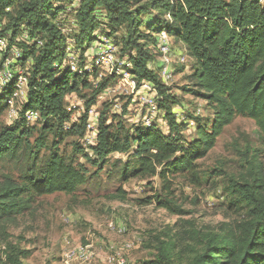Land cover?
<instances>
[{"label": "trees", "instance_id": "obj_1", "mask_svg": "<svg viewBox=\"0 0 264 264\" xmlns=\"http://www.w3.org/2000/svg\"><path fill=\"white\" fill-rule=\"evenodd\" d=\"M64 9L54 0H0V34L19 46L22 63L31 59L20 116L0 127V159L20 164L17 177L0 176V264H23L28 257L29 250L10 239L7 227L30 209L36 196L73 193L87 181L86 168L76 165L74 156L98 171L115 156L123 177L157 176L165 183L169 174H177L197 184L201 180L197 160L236 115L253 120L259 140V147L240 153L242 170L237 178L229 177L235 195L230 206L242 212L241 218L223 222L218 229L166 227L154 232L149 244L154 254L142 264H264V5L258 0H77L71 8L72 43L84 50L98 26L114 35L136 83L146 80L156 87L158 106L169 124L168 133L154 125L128 127L116 114L107 122L109 117L102 112L96 144L87 147L78 141L84 133L85 113L79 122L64 127L70 116L65 95L78 90V81L83 87L91 86L85 77L58 64L69 37L57 20ZM96 12L103 18H97ZM120 29L122 35L117 37ZM161 30L181 42L194 60L186 76L190 86L184 91L202 98L212 109L210 123L198 124L189 142L178 135L181 124L171 109L175 95L161 82L157 68L148 66L153 33ZM110 79L97 83L86 108ZM12 91L10 83L0 92V114ZM30 110L38 112V126L26 122L24 114ZM67 136H76L77 141L66 157L59 145ZM122 154L125 158L119 160ZM110 198L124 200V191L117 188ZM151 200L170 213H186L161 194L140 203Z\"/></svg>", "mask_w": 264, "mask_h": 264}, {"label": "rangeland", "instance_id": "obj_2", "mask_svg": "<svg viewBox=\"0 0 264 264\" xmlns=\"http://www.w3.org/2000/svg\"><path fill=\"white\" fill-rule=\"evenodd\" d=\"M54 2L57 5L63 4L65 8L57 15V20L62 23V30L69 36L65 42L64 56L67 52H72L77 66L92 67L104 40H109L117 47L109 58V62H112L111 69L95 68L91 73H85L82 77L91 86L83 87L78 81V90L65 95V106L70 116L64 127L79 122L86 112L85 101L91 96L93 88L103 78L109 77L111 79L108 85L93 104L96 125L100 114L105 112L109 117L107 122L111 121V115L116 114L128 127L147 126L149 121L150 125H154L161 132L168 133L169 124L162 109L158 106L159 112L153 113L149 105H141L138 97L129 90L131 85L121 81L120 76L115 74L118 68L125 69L124 60L128 59L126 55L120 54V46L115 42L114 35L106 34L103 27L98 26L92 33L93 39L84 44V50L77 48L71 40L75 30L71 8L76 5L77 0L69 1L70 3L68 0ZM95 14L97 18H103L101 12ZM122 32L120 29L116 36L120 37ZM6 38L7 49L1 52V56L8 61L0 62V74L7 71L12 75L6 81L8 85L18 76L27 75L26 69L30 62L27 60L22 63L19 60V46L16 43L9 44V37ZM172 41L174 49L171 48L166 55L172 68V79L168 85L177 101L172 104L171 109L175 113L176 122L181 124L178 135L182 141L189 142L195 137L198 124L210 123L212 109L202 98L184 91V88L190 86L186 76L191 72L194 60L184 46ZM153 45L150 51L152 57L148 62L155 61L151 65L156 68L158 63L161 64V55L153 49ZM75 49L77 51L73 52ZM107 87L110 89L107 90ZM153 88L157 101V90L155 86ZM20 99L15 100L14 104L16 116L9 114L5 107L0 114V127L19 118ZM181 110L183 113L177 116ZM34 124L39 125L37 122ZM82 140L83 136L78 139L83 145ZM74 141H77L76 136L65 137L59 145V151L66 157L71 155ZM248 147H259L258 129L252 119L236 115L222 128L214 146L204 157L197 160L201 174V180L197 184H189L177 174H169L165 183L157 176L123 177L120 174L121 162H115V156L98 171L81 156L76 155L75 164H83L86 168L87 181L73 193L58 191L36 196L30 209L18 215L8 225L7 231L12 241L19 242L21 248L30 252L23 264H142L143 260L154 254L149 246L154 232L166 227L172 231L189 226L200 230L218 229L223 222H234L241 218L242 212L230 206L235 195L230 188L229 177L237 178L242 170L240 153ZM118 158L123 160L125 155ZM19 166L14 161L1 158L0 176L10 173L17 177ZM220 172L222 174L218 175ZM117 188L124 191V200L110 198ZM154 194L169 198L186 213H170L158 207L154 200L140 203Z\"/></svg>", "mask_w": 264, "mask_h": 264}, {"label": "built area", "instance_id": "obj_3", "mask_svg": "<svg viewBox=\"0 0 264 264\" xmlns=\"http://www.w3.org/2000/svg\"><path fill=\"white\" fill-rule=\"evenodd\" d=\"M260 4L264 5V0H258ZM165 18H169V14H165ZM5 35L2 36L0 34V62H5L4 60L8 61V59H3L1 56V52H4L5 49H7V38ZM171 41V42H170ZM171 37L167 34L165 30H161L157 32L154 35V45L153 49L155 48L157 52L161 55L159 58V61L161 64L158 63V70L157 74L164 84L168 85L169 82L172 79V68H171V62H169L168 58L166 57L167 54H169L171 48H173ZM101 50L98 52L99 56L94 59V65H91L92 67H82L77 66V61L74 58V55L72 52L66 54L62 61H60V67L63 68H69L71 71L76 72L78 75L82 76L85 73H91L95 70V68H99L100 70H104L106 68H110V64L112 62H109V58L112 56L111 54L117 47L114 44H111L109 40H104ZM73 50V49H72ZM77 51L76 49L73 51ZM20 55V52H19ZM104 60H107L108 62H103ZM182 60V59H181ZM31 59H28L27 62H30ZM163 61V62H162ZM17 62V61H16ZM155 62V61H151ZM151 62H148L149 67H154L151 65ZM125 69H117L115 70V74L120 76L121 81H126L128 85H131V88L129 87V90L134 94L135 97H138V100L141 105H149V108L153 113H158L159 108L157 105V101L154 98L153 92H154V85L146 80H142L139 84L136 83L135 78L130 73L129 68L131 67V64L129 61L124 60L123 64ZM102 72V71H101ZM102 74V73H101ZM10 78H12V75L4 71L2 74H0V92H2L3 88L7 85V82ZM13 85V91L10 95H8L4 102L8 109V113L16 116V110L14 109L15 100L18 98H21V102L25 100L26 98V92L28 89L27 86V75L25 76H18L15 81L12 82ZM136 85H139L138 87ZM136 86V87H135ZM135 88V90H134ZM109 90L110 88H106ZM113 91V90H111ZM21 105V104H20ZM21 107V106H20ZM20 110V109H19ZM94 112L95 108L94 105H90L85 112L86 118H85V129L83 134V146H93L96 144L97 141V134H98V125H96V119L94 118ZM183 111H179L177 116L181 115ZM39 115L36 111H27L24 114V118L26 122L28 123H34L38 119ZM149 121L147 122V126H149Z\"/></svg>", "mask_w": 264, "mask_h": 264}, {"label": "crops", "instance_id": "obj_4", "mask_svg": "<svg viewBox=\"0 0 264 264\" xmlns=\"http://www.w3.org/2000/svg\"><path fill=\"white\" fill-rule=\"evenodd\" d=\"M157 32H155V33H153V35H155ZM171 39H172V37H171ZM173 40V39H172ZM179 45L180 46H184L181 42H179Z\"/></svg>", "mask_w": 264, "mask_h": 264}]
</instances>
